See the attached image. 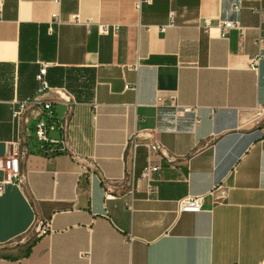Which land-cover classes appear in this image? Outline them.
Returning <instances> with one entry per match:
<instances>
[{
  "label": "crops",
  "instance_id": "obj_1",
  "mask_svg": "<svg viewBox=\"0 0 264 264\" xmlns=\"http://www.w3.org/2000/svg\"><path fill=\"white\" fill-rule=\"evenodd\" d=\"M258 6L0 0V158L15 151L20 176L0 187V264H264V50L248 68ZM75 14L91 25L71 23ZM226 20L247 27L243 37L223 35ZM41 65L50 89L18 129L13 103L36 95ZM42 101L60 124L56 155L31 153ZM148 163L160 171L142 177ZM193 195L201 210L179 211Z\"/></svg>",
  "mask_w": 264,
  "mask_h": 264
},
{
  "label": "built area",
  "instance_id": "obj_2",
  "mask_svg": "<svg viewBox=\"0 0 264 264\" xmlns=\"http://www.w3.org/2000/svg\"><path fill=\"white\" fill-rule=\"evenodd\" d=\"M234 10H238V6L233 7ZM259 16V23L256 27H254L256 31V36L253 40V44L255 46V53L249 56L248 58V68L254 72H257L259 69L260 61L262 59V50H264V34H262V25H264V9L261 6H258L254 9ZM52 21L59 22L57 13L52 14ZM73 24L77 25H84L89 27L92 23L91 19L82 20L79 15L75 14L72 15L71 19L69 20ZM209 19H204L202 23L203 28L209 27ZM172 25V19L170 16L169 23L167 25H163L159 27V30L163 32L167 26ZM99 29L102 32L107 31V25L103 23L98 24ZM236 30L240 37H243L245 30L247 27L243 26L239 21H232L226 20L220 23V30L221 33L224 35L229 30ZM46 66L41 65L37 74H36V81H37V88H36V95L32 99H22L19 101H15L13 103L12 111H11V118L14 125L19 129L20 120L29 106L30 103L36 102L37 96L42 95L46 91H48L49 84L46 79ZM175 99L174 96L169 97V101H173ZM162 96L156 97V103L158 104H166V101ZM39 113L33 115L34 123L31 128L32 136L35 140V147L42 150L46 155H56L62 153L64 151V147L62 144L61 138H54L51 136L53 132H60V124L58 120L55 118L54 111L52 108V102L50 101H42L38 105ZM183 111H191V107H183ZM18 137V136H17ZM139 143L137 139V134H133L128 136L125 141V149L126 150H133L134 147ZM149 152L158 151L160 155L165 156L164 153L161 152L160 146L156 143H150L146 145ZM18 167H19V158L15 151H11L5 157L0 158V171L4 173V178L0 182V187L5 183H11L15 179L20 181V176L18 175ZM160 171V167L157 165H152L148 163L141 172L142 177H150L153 173H158ZM79 175L88 174V167L87 166H80ZM216 189L220 191L221 196L225 195V188L221 186H216ZM203 202V195H193V196H186L178 200V210L179 211H186V212H199L202 208ZM50 232V225L49 223L45 222L40 227V235L44 236ZM131 236H128V242L131 241Z\"/></svg>",
  "mask_w": 264,
  "mask_h": 264
},
{
  "label": "trees",
  "instance_id": "obj_3",
  "mask_svg": "<svg viewBox=\"0 0 264 264\" xmlns=\"http://www.w3.org/2000/svg\"><path fill=\"white\" fill-rule=\"evenodd\" d=\"M31 153L33 154H39V155H46V153H44L42 150L38 149L37 147H35V145L33 146Z\"/></svg>",
  "mask_w": 264,
  "mask_h": 264
}]
</instances>
